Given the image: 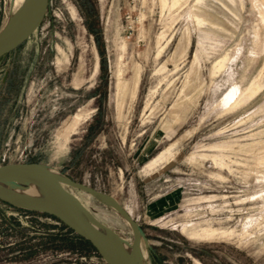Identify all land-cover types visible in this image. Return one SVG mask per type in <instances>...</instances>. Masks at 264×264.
Returning a JSON list of instances; mask_svg holds the SVG:
<instances>
[{
    "label": "rangeland",
    "instance_id": "374dc122",
    "mask_svg": "<svg viewBox=\"0 0 264 264\" xmlns=\"http://www.w3.org/2000/svg\"><path fill=\"white\" fill-rule=\"evenodd\" d=\"M21 1L0 0V28ZM9 161L111 195L145 264H264V0H48L0 57ZM67 190L131 243L113 209ZM0 264L105 263L0 202Z\"/></svg>",
    "mask_w": 264,
    "mask_h": 264
},
{
    "label": "water",
    "instance_id": "95a60500",
    "mask_svg": "<svg viewBox=\"0 0 264 264\" xmlns=\"http://www.w3.org/2000/svg\"><path fill=\"white\" fill-rule=\"evenodd\" d=\"M48 0H22L0 28V57L21 45L39 26ZM0 183L22 192L1 193L0 202L24 211L47 214L85 240L105 264H145L140 243L146 239L138 224L109 194L76 182L36 162L0 164ZM67 187L81 190L113 209L130 226L131 243L99 221ZM30 191V192H28Z\"/></svg>",
    "mask_w": 264,
    "mask_h": 264
},
{
    "label": "bare ground",
    "instance_id": "6f19581e",
    "mask_svg": "<svg viewBox=\"0 0 264 264\" xmlns=\"http://www.w3.org/2000/svg\"><path fill=\"white\" fill-rule=\"evenodd\" d=\"M257 86V85H256ZM255 86V87H256ZM254 87V88H255ZM248 98L251 97L252 95H254L256 92L255 91H250L248 90ZM169 153H170V149H167L165 151H163L162 153H160L149 165H148V170H153L156 166H158L159 164L165 162L168 158H169ZM0 192L1 193H11V192H22L21 190L14 188L11 184L8 183H0ZM30 192V191H28Z\"/></svg>",
    "mask_w": 264,
    "mask_h": 264
},
{
    "label": "trees",
    "instance_id": "16d2710c",
    "mask_svg": "<svg viewBox=\"0 0 264 264\" xmlns=\"http://www.w3.org/2000/svg\"><path fill=\"white\" fill-rule=\"evenodd\" d=\"M13 209H15V210H18V211H23V210H20V209H18V208H14V207H12ZM26 213H33V212H31V211H25ZM40 215H43V216H46V217H49V218H51V219H53V220H55V221H57L55 218H53L52 216H49V215H47V214H43V213H39ZM59 225H60V227L62 228V229H65V231L67 232V233H69L75 240H77V241H79L81 244H84L87 248H88V250H89V252H91L93 255H95V256H98L95 252H94V250L91 248V246L85 241V240H83V239H81L80 237H78L77 235H75V234H73L70 230H68L65 226H63L60 222H59Z\"/></svg>",
    "mask_w": 264,
    "mask_h": 264
}]
</instances>
